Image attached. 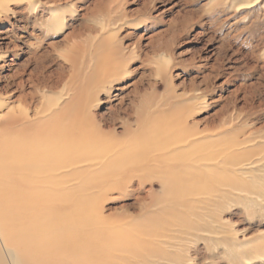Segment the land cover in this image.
<instances>
[{
	"label": "rangeland",
	"instance_id": "374dc122",
	"mask_svg": "<svg viewBox=\"0 0 264 264\" xmlns=\"http://www.w3.org/2000/svg\"><path fill=\"white\" fill-rule=\"evenodd\" d=\"M241 3L10 0L0 5V132L7 130V109H25L29 93H36L29 114L34 106L58 112L67 105L72 117L87 103L101 129H115L113 139L125 150L133 140L135 149L158 144L161 136H152L151 122L173 132L190 130L199 152L191 146L176 152L191 149L197 157L224 152L220 163L227 164L211 165L216 174L208 173L209 182L180 183L181 205L170 199L175 191L163 188L166 172L141 181L149 174L127 159L140 152H121L126 159L115 172L99 164L108 154L95 159V152H86L92 164L74 180V211L99 217L102 234L125 240L146 238L145 232L161 223L168 239L156 243L183 261L190 258L189 264H264V0ZM109 6L116 7L106 15ZM110 16L118 19L116 26ZM90 52L121 62L108 91L75 80L72 61H84ZM94 94L96 99L86 102ZM152 106L161 114L149 118L145 111ZM57 121L65 118L59 113ZM236 141L244 143L231 146ZM6 252L0 229V253L11 264Z\"/></svg>",
	"mask_w": 264,
	"mask_h": 264
},
{
	"label": "bare ground",
	"instance_id": "6f19581e",
	"mask_svg": "<svg viewBox=\"0 0 264 264\" xmlns=\"http://www.w3.org/2000/svg\"><path fill=\"white\" fill-rule=\"evenodd\" d=\"M9 1L0 0V5L5 6ZM259 1L241 0V4L252 6ZM113 7H108L106 15L114 12ZM113 19L111 17L108 21L116 26L118 19ZM98 53L90 52V57L81 62L74 59V77L92 88L101 86L102 90L108 91L112 82L110 76L115 74L121 62L119 58L104 61ZM35 94L29 93L30 103H25V109H7L4 122V129L7 130L0 132V229L8 261L11 264H189L190 258L183 261L179 253L161 248L156 243L168 239L166 233H162L166 227H162L161 223H156L145 232L146 238L125 240L124 237L107 234L109 237H105L100 226L102 219L74 211V180L78 173L86 172L92 164L85 156L86 152H95V159L108 154V158L100 160L99 164L110 172L119 169L126 159L121 152H140L136 155L132 153L127 159L138 170H145L149 174L141 181L155 176L156 172H166L167 176L161 179L163 188L167 192L170 189L177 193L170 199L175 200L178 207L183 203L181 200L184 196L179 190L180 183L189 179L198 183L207 182L210 178L208 173L216 174L210 166L226 163L224 160L220 163L223 157L219 158L225 153L206 151L205 156L200 152L199 156H202L199 158L196 155L199 147L191 139L194 132L184 129H174L173 132L152 122L149 130L153 131L152 136H161L162 140H157L160 143L135 149L138 144L133 140L125 150L122 141L113 139L115 129L108 132L101 129L96 117L87 109V103L79 106L72 117L70 114L67 117V105L58 112L34 106L29 114ZM95 99L94 94V98L86 102ZM153 107L145 111L149 118L161 114V110ZM59 113L65 118L62 124L57 121ZM122 129L124 132L130 131L128 125L123 124ZM106 135L112 138L106 139ZM244 141H236L231 146H241ZM187 146L198 152L194 154L191 149L176 152ZM82 176L80 183H86L87 178ZM193 189L194 186L190 190ZM190 190H187L188 194ZM0 264H8L1 253Z\"/></svg>",
	"mask_w": 264,
	"mask_h": 264
}]
</instances>
